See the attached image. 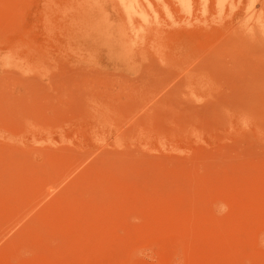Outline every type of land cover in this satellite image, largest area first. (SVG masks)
Segmentation results:
<instances>
[{
    "label": "rangeland",
    "instance_id": "obj_1",
    "mask_svg": "<svg viewBox=\"0 0 264 264\" xmlns=\"http://www.w3.org/2000/svg\"><path fill=\"white\" fill-rule=\"evenodd\" d=\"M0 264H264V0H0Z\"/></svg>",
    "mask_w": 264,
    "mask_h": 264
},
{
    "label": "bare ground",
    "instance_id": "obj_2",
    "mask_svg": "<svg viewBox=\"0 0 264 264\" xmlns=\"http://www.w3.org/2000/svg\"><path fill=\"white\" fill-rule=\"evenodd\" d=\"M214 116V115H213ZM216 116V115H215Z\"/></svg>",
    "mask_w": 264,
    "mask_h": 264
}]
</instances>
